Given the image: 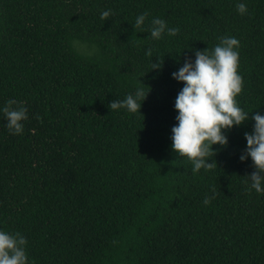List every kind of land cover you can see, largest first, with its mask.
I'll return each mask as SVG.
<instances>
[{
	"label": "trees",
	"instance_id": "1",
	"mask_svg": "<svg viewBox=\"0 0 264 264\" xmlns=\"http://www.w3.org/2000/svg\"><path fill=\"white\" fill-rule=\"evenodd\" d=\"M154 18L179 33L152 39ZM221 37L239 41L236 100L250 118L213 145L217 168L193 174L171 149L184 86L172 73ZM140 80L141 114L109 109ZM8 100L28 119L12 135L0 112V230L27 239L28 264H264V193L240 160L264 115V0H0Z\"/></svg>",
	"mask_w": 264,
	"mask_h": 264
},
{
	"label": "clouds",
	"instance_id": "2",
	"mask_svg": "<svg viewBox=\"0 0 264 264\" xmlns=\"http://www.w3.org/2000/svg\"><path fill=\"white\" fill-rule=\"evenodd\" d=\"M240 14L247 12L244 3L236 6ZM112 15L110 10L102 11L101 19L108 20ZM148 16L147 12L140 14L133 25L134 29H142ZM150 37L159 40L167 33L175 36L179 28H169L167 23L160 19L151 20L149 27ZM239 41L235 37H221L219 44L213 49L195 50V60L186 59L183 66L172 77L183 83L175 99V117L177 124L171 129V149L181 157H186L193 165V174L201 169L210 171L218 167L213 159L217 154L213 145L226 147L228 137L225 135L234 126H241L249 120V114L238 106L236 97L243 90V78L238 73L239 68ZM152 55L151 49L146 53ZM163 61L156 60L151 64V70L162 69ZM148 71V72H149ZM137 88L135 94H129L123 100H113L109 103L110 110L126 109L130 113L140 112L142 103L150 91L145 92L148 86ZM151 90V89H150ZM142 101V103H140ZM15 100H8L0 112L7 121L6 127L12 135L23 132V121L28 119V110L23 105H17ZM41 118L39 115L35 117ZM254 127L251 133H245L247 147L240 160H252L255 171L246 175L245 184L248 190L264 193V115L256 113L251 116ZM212 160L209 163V160ZM250 181V184H249ZM215 193V189H213ZM212 197L205 196L203 203H211ZM27 239L19 232L8 233L0 230V264H28L25 251Z\"/></svg>",
	"mask_w": 264,
	"mask_h": 264
}]
</instances>
